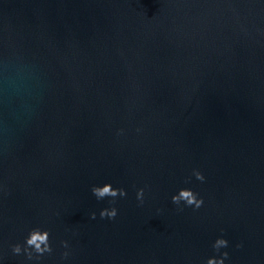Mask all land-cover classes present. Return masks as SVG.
I'll list each match as a JSON object with an SVG mask.
<instances>
[{"label": "water", "instance_id": "water-1", "mask_svg": "<svg viewBox=\"0 0 264 264\" xmlns=\"http://www.w3.org/2000/svg\"><path fill=\"white\" fill-rule=\"evenodd\" d=\"M106 183L127 196L97 201ZM37 227L51 253L14 256ZM224 252L264 264V0H0L3 264Z\"/></svg>", "mask_w": 264, "mask_h": 264}, {"label": "clouds", "instance_id": "clouds-1", "mask_svg": "<svg viewBox=\"0 0 264 264\" xmlns=\"http://www.w3.org/2000/svg\"><path fill=\"white\" fill-rule=\"evenodd\" d=\"M193 175L197 180L203 182L205 177L199 172L194 171ZM92 195L97 199V201L103 200L106 197H111L115 199L116 197H126L127 192L123 189H115L112 184L106 183L103 186H93L91 189ZM136 199L143 204L144 202V189L141 188L136 193ZM172 203L179 207L182 203L186 207L194 206L195 209H199L203 206V199L198 198V194L190 189H181L178 194L172 196ZM182 210V209H181ZM116 208L103 209L100 212V218L114 219L117 216ZM91 219H96V214H91ZM49 232L43 230L39 227L29 231L27 237L25 238L24 244H15L11 247V252L14 256H20L22 254L27 256L28 260L36 259L39 260L45 253H51L52 248L49 242ZM63 247L67 248V242H63ZM228 247V240L223 238H218L213 244V248L219 252L222 248ZM68 253L65 252L64 256L67 257ZM222 258L217 259L215 257L209 258L207 264H224V261L228 259V253L224 252L221 254ZM0 264H3V259L0 258Z\"/></svg>", "mask_w": 264, "mask_h": 264}]
</instances>
